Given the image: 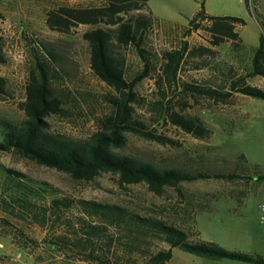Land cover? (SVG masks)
I'll return each mask as SVG.
<instances>
[{"label":"rangeland","instance_id":"374dc122","mask_svg":"<svg viewBox=\"0 0 264 264\" xmlns=\"http://www.w3.org/2000/svg\"><path fill=\"white\" fill-rule=\"evenodd\" d=\"M99 0H0V35L4 62L0 76L6 80V93L0 94V117L14 122L23 119L21 102L24 86L32 67L31 46L38 42L57 46L62 67L57 90L65 98V111L46 117L48 128L69 138H85L98 128L100 120L111 112L106 96L114 93L88 66V45L82 32L88 24H76L66 31L51 30L45 23L47 12L58 6L92 7ZM203 5L212 15L240 17L243 24L234 26L239 41L211 45L205 26L192 30L185 38L189 48L203 46L210 51L202 56L186 54L177 77L188 82L208 81L218 84L230 67L242 74L250 69L251 59L262 41L258 68L264 70V0H147L153 26L147 31L145 46L155 54L158 68L161 52L178 45L183 25ZM172 28L173 31H168ZM171 29V30H172ZM175 31V32H174ZM184 39V38H183ZM127 74L140 67L135 51L121 48ZM205 65L195 68V63ZM264 88V75L245 78ZM134 90L139 98L135 115L148 129L155 127L170 139L165 144L124 132L116 150L148 160L160 167L189 170L230 171L232 163H244L250 174L264 172V99L232 92L223 101L204 96H185L176 87L158 86L143 78ZM175 110L198 117L210 129L205 138H196L169 122L155 124L153 102L161 98ZM243 155V160L238 157ZM232 162V163H231ZM0 165L46 181L74 198L117 203L142 216H154L184 229L190 240L213 241L227 250L264 255V224L259 221V206L264 205V178L245 177L233 182L224 179H197L180 182L177 188L165 186L161 193L150 191L144 182L119 185L117 175L101 172L91 180H76L66 172L39 164L15 152H0ZM241 171V170H240ZM246 173V172H245ZM45 229L28 218L9 215L0 207V264H95L82 261L71 253L47 247L42 238ZM23 248L19 247L24 244ZM19 244V245H18ZM158 242L141 245L143 256L162 248ZM122 256V247L113 250ZM117 264H122L118 257ZM164 264H249L232 259H208L179 249Z\"/></svg>","mask_w":264,"mask_h":264},{"label":"trees","instance_id":"16d2710c","mask_svg":"<svg viewBox=\"0 0 264 264\" xmlns=\"http://www.w3.org/2000/svg\"><path fill=\"white\" fill-rule=\"evenodd\" d=\"M92 7L58 6L48 11L45 23L51 30L64 32L76 24L92 27L82 32L88 45V66L91 72L114 93L106 96L111 112L100 120L97 129L85 138H69L51 131L46 117L65 111V98L57 90L62 67L58 61L57 46H31L32 67L24 86L21 109L24 117L18 122L0 117V152H15L47 167L66 172L76 180H91L101 172L117 175L119 185L144 182L147 188L159 194L165 186L177 188L180 182L197 179H236L255 176L264 178L254 170L248 174L244 163L234 165L230 171L189 170L178 167H160L134 155L117 151L124 140V132H132L146 139L165 144L170 139L149 128L135 115L139 98L135 85L143 78H151L160 86L176 87L185 96H204L223 101L232 92L264 99V88L252 86L245 78L264 75L258 68L262 41L251 59L248 71L239 74L230 67L218 84L208 81L188 82L177 77L186 54L202 56L210 51L203 46L189 48L185 38L192 30L205 26L211 45L223 41H239L234 30L243 24L240 17L212 15L199 9L183 25L171 27L181 31L178 45L161 52V63L156 67L155 54L145 46L147 31L153 26L147 0H99ZM167 28L168 31H173ZM172 29V30H171ZM174 31V32H175ZM184 38V39H183ZM3 39L0 35V63L4 62ZM130 46L140 59V67L127 74L121 48ZM205 64L195 63V68ZM6 93V80L0 76V94ZM161 98L153 102L157 111L153 122H169L196 138L208 137L210 129L196 116L175 110ZM243 160V155L238 157ZM241 170V171H240ZM246 172V173H245ZM0 207L9 215L28 218L45 229L43 243L51 249L71 253L82 261L95 264H164L175 249L208 259H232L249 264H264V255L227 250L213 241L190 240L187 232L161 218L142 216L117 203L93 199L74 198L57 187L26 176L24 173L0 165ZM158 242L162 248L143 256L141 245ZM117 245L122 256H115ZM19 245V244H18ZM24 244L19 247L23 248ZM145 253V252H144Z\"/></svg>","mask_w":264,"mask_h":264},{"label":"built area","instance_id":"2783aa9c","mask_svg":"<svg viewBox=\"0 0 264 264\" xmlns=\"http://www.w3.org/2000/svg\"><path fill=\"white\" fill-rule=\"evenodd\" d=\"M259 210H260L259 221L264 224V205H260Z\"/></svg>","mask_w":264,"mask_h":264},{"label":"crops","instance_id":"0c3cea01","mask_svg":"<svg viewBox=\"0 0 264 264\" xmlns=\"http://www.w3.org/2000/svg\"><path fill=\"white\" fill-rule=\"evenodd\" d=\"M207 12V11H206ZM208 13V12H207ZM210 14V13H209Z\"/></svg>","mask_w":264,"mask_h":264}]
</instances>
